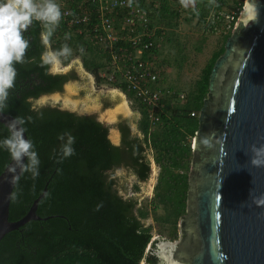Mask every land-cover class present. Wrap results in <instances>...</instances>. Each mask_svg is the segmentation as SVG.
<instances>
[{"label":"trees","instance_id":"16d2710c","mask_svg":"<svg viewBox=\"0 0 264 264\" xmlns=\"http://www.w3.org/2000/svg\"><path fill=\"white\" fill-rule=\"evenodd\" d=\"M161 1V10L168 13L167 0ZM237 4L241 9L242 0ZM203 6L199 18L205 22L211 10L224 8V1H205ZM205 27L213 31L212 27ZM44 31L42 23L34 21L23 33L29 47L24 62L15 65V86L3 112L26 121L31 117L25 125L26 134L33 140L40 159L39 176L33 179L30 173H24L15 186L18 198L14 202L10 200L9 220H18L27 213L47 181V191L36 213L52 217L30 220L6 233L0 240V264H140L142 261L157 264L155 254L146 253L152 232L142 219L148 213L136 210L135 197L124 198L119 193L116 171L126 168L138 181H146L151 172L148 151L154 152L160 170L152 202L163 211L156 220L169 224L177 236L178 220L187 207L189 184L188 176L180 175L177 170L189 167L194 152L188 139L199 126L198 116L190 113L199 112L207 96L211 69L223 52L230 31L223 35L220 52L205 64L184 99H179L176 92L164 100L162 123L154 130H149L145 110L132 94L123 85H111L133 100V107L141 113L140 135L132 132L127 120L117 122L119 144L112 143L110 126L99 121L95 114L63 109L58 104L33 105V100L60 92L65 83L77 79L73 71L54 73L51 65L41 66L40 57L46 49H60L64 44L76 47L80 40L70 38L67 27L61 24L50 37L49 47L42 42ZM151 51L156 52V48ZM60 61L66 65L69 57ZM83 67L97 85L107 83L100 75L104 67L102 56H83ZM64 133L75 137V152L62 159L59 155L62 141L58 136ZM7 135V128L0 122V139ZM10 160L9 153L0 149V173Z\"/></svg>","mask_w":264,"mask_h":264},{"label":"water","instance_id":"95a60500","mask_svg":"<svg viewBox=\"0 0 264 264\" xmlns=\"http://www.w3.org/2000/svg\"><path fill=\"white\" fill-rule=\"evenodd\" d=\"M13 118L0 113L5 127ZM198 123L187 175V236L181 219L179 239H155L146 253L157 264H264V151H254L264 149V0H244L211 69ZM12 163L0 173V240L30 220L52 217L36 213L47 181L27 213L9 220Z\"/></svg>","mask_w":264,"mask_h":264},{"label":"rangeland","instance_id":"374dc122","mask_svg":"<svg viewBox=\"0 0 264 264\" xmlns=\"http://www.w3.org/2000/svg\"><path fill=\"white\" fill-rule=\"evenodd\" d=\"M205 1L210 0H190L191 5L187 7L178 5V1L173 3L174 8L168 12L171 13V16L162 21L153 18L155 23L152 24V27L157 44L156 52L153 55L154 61L161 71V83L164 87L183 94L184 97L193 88L202 68L213 55L220 52V47L223 44L224 30L219 28L216 31H211L199 18L203 13L204 6L202 7V5ZM223 1L224 8L235 9L239 7L237 2L241 0ZM243 2L244 0H242L241 9ZM51 71L54 73L73 71L77 75V79L66 83L60 92L42 95L33 100L35 107L58 104L63 109L95 114L100 119L105 114V105L113 104L118 100L116 95L119 92H115L114 87L108 83L99 85L95 83L94 77L83 67V56H80L74 47L68 63L66 65L61 61L55 63L51 65ZM71 85L74 86L71 91H68V87ZM130 103L133 105V102ZM95 105L99 106L98 110H94ZM110 136L114 135L110 134ZM148 157L151 172L146 181H138L137 177L128 169L120 168L116 171L117 187L124 198L135 197L137 199L136 210L139 208L147 211L148 215L142 219V222L151 228L152 239L149 245L155 239L172 242L177 240L172 227L156 220V217L163 213L161 207L155 208L152 202L160 167L154 161V152L149 150ZM188 170L189 167L177 171L180 175H188ZM140 264H144V261Z\"/></svg>","mask_w":264,"mask_h":264},{"label":"built area","instance_id":"2783aa9c","mask_svg":"<svg viewBox=\"0 0 264 264\" xmlns=\"http://www.w3.org/2000/svg\"><path fill=\"white\" fill-rule=\"evenodd\" d=\"M55 3L62 12L58 25L67 27L70 38L80 40L74 50L84 57L102 56L101 77L109 85H123L145 110L149 130L158 128L164 116V100L176 92L161 83V71L151 51L157 44L146 0H55ZM240 11L239 7L213 9L205 17V25L213 31L220 28L226 34L231 32ZM179 99H184V95L179 93ZM198 113L193 111L190 115ZM194 136L188 139L191 148Z\"/></svg>","mask_w":264,"mask_h":264},{"label":"clouds","instance_id":"9594fccd","mask_svg":"<svg viewBox=\"0 0 264 264\" xmlns=\"http://www.w3.org/2000/svg\"><path fill=\"white\" fill-rule=\"evenodd\" d=\"M61 18L62 12L55 0H0V113L7 108L10 90L15 86V65L24 62L29 47V40L23 33L34 21L41 22L45 29L41 38L46 45ZM80 51L83 53L84 49L81 48ZM71 55L72 49L67 44L60 49H46L40 57L41 66L53 65L60 62L62 57ZM30 120L31 117L27 121L21 116L14 117L6 125L8 135L0 139V149L6 150L13 162L8 169L11 174L9 183L14 189L8 194V199L13 202L18 198L15 186L19 184L21 176L30 173L35 179L40 174V159L35 144L26 136L28 129L25 125ZM58 139L62 141L59 153L61 158L74 155L75 137L64 133ZM253 162L260 163L259 160Z\"/></svg>","mask_w":264,"mask_h":264},{"label":"crops","instance_id":"0c3cea01","mask_svg":"<svg viewBox=\"0 0 264 264\" xmlns=\"http://www.w3.org/2000/svg\"><path fill=\"white\" fill-rule=\"evenodd\" d=\"M161 2H162L161 0H146V6L148 8L152 23H155L153 18H157L159 21H162L166 19L168 16H171V13H166L163 10H161V5H162ZM173 3L176 2L175 1L171 2V0H167L166 6L168 7L169 12L172 10V8H174ZM180 4L183 5L184 7H187L188 5H191V2L190 0H181V1L179 0L178 5ZM70 82L71 81H69L68 83ZM71 86H69L68 88H70ZM113 90L115 92H119L118 94L116 93L118 100L113 102V104L107 103L105 105L106 111L105 114L101 116L100 120H103L104 122L110 124L109 138L111 139L112 143L119 144L120 132L116 127L117 122L121 120H127L128 123L130 124L132 132L139 135L140 131L138 126H139V120L141 118V113L137 108L133 107V105L130 103L131 101L128 99V97L123 91L115 87ZM98 108L99 106L97 105L94 106V110H98ZM110 134H113L114 136L111 137Z\"/></svg>","mask_w":264,"mask_h":264},{"label":"flooded vegetation","instance_id":"af4514ba","mask_svg":"<svg viewBox=\"0 0 264 264\" xmlns=\"http://www.w3.org/2000/svg\"><path fill=\"white\" fill-rule=\"evenodd\" d=\"M186 204H187V199H186ZM186 214H187V208H186V211H185V214L184 215H182L180 218H179V220H178V224H177V226H178V235H177V237H178V239L180 238V235H179V230H180V220L181 219H183V220H185V221H183V227H182V238H185L186 236H187V230H186V224H185V222H186ZM155 250H156V244H155Z\"/></svg>","mask_w":264,"mask_h":264},{"label":"bare ground","instance_id":"6f19581e","mask_svg":"<svg viewBox=\"0 0 264 264\" xmlns=\"http://www.w3.org/2000/svg\"><path fill=\"white\" fill-rule=\"evenodd\" d=\"M72 88H73L72 86H71L70 88H68V91H71V90H72Z\"/></svg>","mask_w":264,"mask_h":264}]
</instances>
